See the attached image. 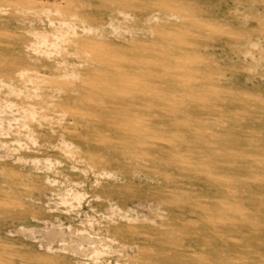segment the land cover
I'll list each match as a JSON object with an SVG mask.
<instances>
[{"label": "rangeland", "instance_id": "obj_1", "mask_svg": "<svg viewBox=\"0 0 264 264\" xmlns=\"http://www.w3.org/2000/svg\"><path fill=\"white\" fill-rule=\"evenodd\" d=\"M0 264H264V0H0Z\"/></svg>", "mask_w": 264, "mask_h": 264}]
</instances>
